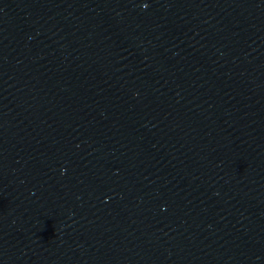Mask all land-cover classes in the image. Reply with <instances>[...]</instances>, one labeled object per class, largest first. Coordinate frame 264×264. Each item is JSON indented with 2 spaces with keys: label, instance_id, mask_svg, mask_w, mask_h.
Wrapping results in <instances>:
<instances>
[{
  "label": "water",
  "instance_id": "1",
  "mask_svg": "<svg viewBox=\"0 0 264 264\" xmlns=\"http://www.w3.org/2000/svg\"><path fill=\"white\" fill-rule=\"evenodd\" d=\"M0 264H264V0H27Z\"/></svg>",
  "mask_w": 264,
  "mask_h": 264
},
{
  "label": "snow or ice",
  "instance_id": "2",
  "mask_svg": "<svg viewBox=\"0 0 264 264\" xmlns=\"http://www.w3.org/2000/svg\"><path fill=\"white\" fill-rule=\"evenodd\" d=\"M145 7H147V4H145Z\"/></svg>",
  "mask_w": 264,
  "mask_h": 264
}]
</instances>
